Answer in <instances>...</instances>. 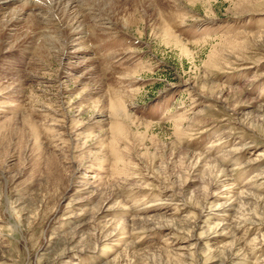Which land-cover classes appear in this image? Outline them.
<instances>
[{"label":"rangeland","instance_id":"1","mask_svg":"<svg viewBox=\"0 0 264 264\" xmlns=\"http://www.w3.org/2000/svg\"><path fill=\"white\" fill-rule=\"evenodd\" d=\"M47 1L0 10V264H264V0Z\"/></svg>","mask_w":264,"mask_h":264},{"label":"bare ground","instance_id":"2","mask_svg":"<svg viewBox=\"0 0 264 264\" xmlns=\"http://www.w3.org/2000/svg\"><path fill=\"white\" fill-rule=\"evenodd\" d=\"M20 1H23V6H22V8H20L18 11H17V13H15L14 14V16H15V20H13V21H18V20H20V16H22L21 14H23L25 11H24V9H31V10H34L35 8H37V10L39 9L38 7L39 6H42V7H44V5L42 4L44 1L46 2L47 0H0V10L1 9H5L6 8V6H9V5H12V4H14V3H16V2H20ZM83 1H90V0H55L54 1V3H55V5L58 7H60V8H65V7H69L70 9H72L71 8V5L73 4L74 5V3L75 2H77V3H79V2H83ZM103 1V0H102ZM48 3H52V0H49V1H47ZM80 3V4H81ZM86 5V4H85ZM89 5V4H88ZM78 6V5H77ZM82 6V5H81ZM72 7H76L75 5L74 6H72ZM42 9H44V8H42ZM74 9V8H73ZM79 9V8H78ZM82 10V9H81ZM80 11V10H79ZM77 9H75V10H73L72 11V14L70 15V16H68L67 17V21H70V23H69V25H67L68 27V31H69V33H68V35H69V39H70V42H72V44L73 45H77V44H79V43H81L82 41V38H83V31H84V28H83V26L80 24V19H81V17H82V15L80 14V12H79ZM96 11V10H95ZM34 15H36V14H34ZM97 15V14H96ZM13 16V17H14ZM38 16V15H37ZM41 16H43V15H41ZM13 17L11 18V20L13 19ZM43 19H45V18H43ZM100 20V19H99ZM45 21H46V19H45ZM102 23L104 24V23H106V24H108L109 25V22H105L104 21V19H102ZM102 23H101V25H102ZM100 25V26H101ZM104 28H105V26H103ZM78 41V42H77ZM69 45V44H68ZM81 45V44H80ZM83 46V45H82ZM78 48H80V47H77V50H78Z\"/></svg>","mask_w":264,"mask_h":264}]
</instances>
